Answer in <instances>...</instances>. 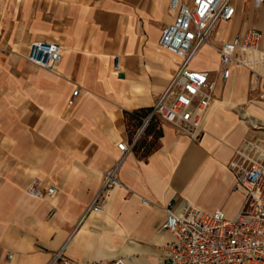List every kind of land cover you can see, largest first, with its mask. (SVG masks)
I'll return each mask as SVG.
<instances>
[{"label": "crops", "instance_id": "crops-1", "mask_svg": "<svg viewBox=\"0 0 264 264\" xmlns=\"http://www.w3.org/2000/svg\"><path fill=\"white\" fill-rule=\"evenodd\" d=\"M247 2L232 0L234 16L217 26L215 40L264 32L257 20L264 7L250 0L245 10ZM173 18L170 0H0V264H47L59 251L75 264H166L173 236L161 227L169 203L178 212L193 206L237 215L244 192L229 163L238 152L264 162V88L249 94V72L240 67L223 81L212 45L205 49L214 67L190 64L214 80L204 134L192 140L165 123L158 135L145 131L120 162V184L104 208L85 213L121 156L117 145L131 143L125 113L151 108L176 68L158 48ZM229 25L224 38L220 26ZM33 41L61 46L54 70L24 58ZM76 87L77 102L68 106ZM34 181L57 192L31 196Z\"/></svg>", "mask_w": 264, "mask_h": 264}, {"label": "built area", "instance_id": "built-area-1", "mask_svg": "<svg viewBox=\"0 0 264 264\" xmlns=\"http://www.w3.org/2000/svg\"><path fill=\"white\" fill-rule=\"evenodd\" d=\"M256 9L264 7V0H252ZM173 21L163 27L158 48L176 59V68L165 90L151 110L141 118L131 143L117 145L121 156L102 177L100 187L86 208V214L101 211L110 191L119 186L118 167L125 154L134 148L152 119L173 126L177 133L197 140L204 134L205 122L214 100L212 72L190 67L204 44L212 45L218 54L217 74L223 81L230 78L234 68H245L249 76L264 88V32L249 28L230 40H215L217 26L230 21L235 13L232 0H170ZM57 43L33 41L24 58L47 70H54L61 58ZM114 69L119 73L118 58ZM79 88L72 91L68 106H74ZM260 97L264 99V91ZM236 177V187L244 192L243 204L234 218L227 219L220 210L207 212L189 206L178 212L173 203L165 209L166 218L161 229L169 231L173 239L164 247L166 264H264V162L237 153L229 163ZM34 181L27 189L34 197L53 196L54 185L43 192ZM75 264L57 252L47 264ZM115 264H124L121 261Z\"/></svg>", "mask_w": 264, "mask_h": 264}, {"label": "rangeland", "instance_id": "rangeland-1", "mask_svg": "<svg viewBox=\"0 0 264 264\" xmlns=\"http://www.w3.org/2000/svg\"><path fill=\"white\" fill-rule=\"evenodd\" d=\"M244 9L245 10H248V9L252 10L250 0H248V2L245 4ZM257 20L259 23L264 24V19H262L261 17L257 18ZM220 28H223L221 35L224 38L230 37V35L232 34V32L234 30L233 25L223 26V27L220 26ZM216 35L218 36V32L216 33ZM198 55H199L198 58L193 60L191 66L197 67V68L214 67L215 66L216 60H215V57L213 56V53H212L210 48L203 49ZM247 80H248L247 81L248 92H249V94L254 95L256 93V89H257L258 84L256 83L255 80L253 81V79L250 76ZM152 124L155 126L154 130L156 132V128L161 124V122L159 120L155 119V120H153ZM133 130H134V128H133ZM154 136H155V134H154Z\"/></svg>", "mask_w": 264, "mask_h": 264}, {"label": "trees", "instance_id": "trees-1", "mask_svg": "<svg viewBox=\"0 0 264 264\" xmlns=\"http://www.w3.org/2000/svg\"><path fill=\"white\" fill-rule=\"evenodd\" d=\"M150 110H151V108H140V109L135 110V111H133L131 113H128V112L125 113L126 118H127L128 122H129V124H131L134 127L135 131L141 125V118L144 117L145 115H147ZM153 120H155V119H152L149 122V124L147 125L146 129L144 130V132L147 131V130H149V129H151V128L152 129L155 128V126L152 124ZM158 133L159 132L156 131L155 132V135H158ZM131 137H133L132 133H131ZM140 141H141V137L139 138V140L134 145V149L140 147V146L138 147Z\"/></svg>", "mask_w": 264, "mask_h": 264}, {"label": "bare ground", "instance_id": "bare-ground-1", "mask_svg": "<svg viewBox=\"0 0 264 264\" xmlns=\"http://www.w3.org/2000/svg\"><path fill=\"white\" fill-rule=\"evenodd\" d=\"M217 32H218V31H217ZM217 32H215V34H216ZM207 45H208V44H204V45L200 48V50L202 51L203 49H205V46H207ZM203 47H204V48H203ZM202 48H203V49H202ZM200 50H199V51H200ZM201 51H200V52H201ZM200 52H199V53H200ZM196 56H197V55H196ZM196 56H195V58H196ZM195 58H194V59H195Z\"/></svg>", "mask_w": 264, "mask_h": 264}]
</instances>
